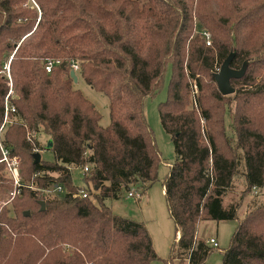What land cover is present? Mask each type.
<instances>
[{
  "label": "trees",
  "instance_id": "obj_1",
  "mask_svg": "<svg viewBox=\"0 0 264 264\" xmlns=\"http://www.w3.org/2000/svg\"><path fill=\"white\" fill-rule=\"evenodd\" d=\"M230 56L231 66L246 72L232 79L235 93L224 95L214 71ZM8 62L19 121L3 142L20 157L25 186L12 207L0 208V264L162 259L144 222L116 214L106 199L133 189L143 195L158 180L162 159L145 100L161 89L169 66L159 114L174 143L163 188L178 241L164 262L204 264L218 246L196 230L211 219L238 220L222 264H264V199L253 196L240 215L243 198L264 189V0H0V127ZM72 63L108 96V125L74 87ZM43 149L54 159L35 163ZM4 167L0 193L15 188ZM75 168L83 171L82 187L73 181ZM57 187L63 191L44 192Z\"/></svg>",
  "mask_w": 264,
  "mask_h": 264
},
{
  "label": "rangeland",
  "instance_id": "obj_2",
  "mask_svg": "<svg viewBox=\"0 0 264 264\" xmlns=\"http://www.w3.org/2000/svg\"><path fill=\"white\" fill-rule=\"evenodd\" d=\"M220 68L221 65L219 67L216 66L214 72H218ZM75 73L78 77V81L74 83V87L80 89L83 94L94 103L102 115L100 120L101 124L104 126L108 125L111 120L108 96L89 85L80 76L79 71H75ZM170 77L171 68L169 66L165 72V78L161 89L155 95L148 96L145 100V115L153 130L155 143L161 153L162 159L158 164V180L153 184H149L144 194L139 197H128L127 192L124 191L117 198L106 199V204L111 206L116 214L144 222L151 235L154 248L159 257L162 258L153 261L152 264H165L164 260L168 259L172 245L175 241H178L176 240V225L173 218L170 216L167 201L165 199V192L163 193V182L169 168L175 160L174 143L171 136L163 128L159 114L160 103L167 99ZM229 103L230 107L228 105V110L231 109V111L234 112L237 104L234 96L229 98ZM226 120L229 123L227 117ZM36 136L41 143L46 142L48 139L45 133H38ZM40 153L44 160L51 161L54 159V154L51 150L43 149ZM72 175L76 185L82 187L86 184L81 169H73ZM242 187V185L236 186L235 192L232 194L234 196L236 195V200L240 199L242 195ZM232 195H229L228 198ZM253 196H256V200L261 201L264 199V189H253L251 194H247L243 198L242 206L240 207V215L244 213L246 204ZM228 198H226V200H228ZM11 205H13V201L7 206L12 207ZM237 224L238 220L216 221L211 219L203 220L198 224L196 230L198 238L208 241L210 238L214 237L219 244L218 247H213L211 254L204 264H222L223 252L228 248ZM210 245L213 246L212 244ZM173 262L174 264H181L179 259H174Z\"/></svg>",
  "mask_w": 264,
  "mask_h": 264
},
{
  "label": "built area",
  "instance_id": "obj_3",
  "mask_svg": "<svg viewBox=\"0 0 264 264\" xmlns=\"http://www.w3.org/2000/svg\"><path fill=\"white\" fill-rule=\"evenodd\" d=\"M208 44H210V41H208ZM53 65H54V61L51 60L47 61L46 69L48 72L51 71ZM71 67L72 69H74V71H77L79 69V65L77 63H72ZM4 68L6 70L7 78L10 80V89L5 97L4 109H3V122L0 127V148L2 151V157L0 158V163H5V167L1 171V173L6 177V179L9 182H12L14 184L15 188L6 194L0 193V208H2V206H7L11 204L12 201L15 199V197L21 193V188L25 186L20 171V157L18 155L13 154L11 147L3 142L4 133L6 129L9 127V125H11L16 121H19V117L16 114L17 113L16 108L11 103V99H10L11 96H13L10 63H6ZM87 169L88 168L85 167L84 171H86ZM29 187L33 189L35 188L33 184H30ZM54 191L55 193L62 192L63 189L62 187H57L54 190H44V192L47 193H52ZM78 194L82 196L88 195V193L85 190H79ZM141 195L142 194L139 191L134 189L128 193V197H134V196L139 197ZM207 242L214 246L219 245L214 237L210 238Z\"/></svg>",
  "mask_w": 264,
  "mask_h": 264
},
{
  "label": "water",
  "instance_id": "obj_4",
  "mask_svg": "<svg viewBox=\"0 0 264 264\" xmlns=\"http://www.w3.org/2000/svg\"><path fill=\"white\" fill-rule=\"evenodd\" d=\"M231 61H232V56L225 59L221 65L220 70L214 74L218 88L221 91V93L224 95L235 93L236 89L232 85V79L241 78L246 72L245 65L241 67L240 69H236L231 66ZM70 75L73 78L74 82L78 81V77L74 69H71ZM51 146H52V141L49 140L48 147H51ZM33 156H34L35 163L41 162L42 157H41L40 151H36ZM41 205H42V209H44L45 201H41ZM25 214L28 215L29 211H26Z\"/></svg>",
  "mask_w": 264,
  "mask_h": 264
},
{
  "label": "crops",
  "instance_id": "obj_5",
  "mask_svg": "<svg viewBox=\"0 0 264 264\" xmlns=\"http://www.w3.org/2000/svg\"><path fill=\"white\" fill-rule=\"evenodd\" d=\"M164 189V188H163ZM165 192V189L163 190V193ZM180 236V233L178 234V237ZM176 240H178V238H176ZM172 264H174V262H172Z\"/></svg>",
  "mask_w": 264,
  "mask_h": 264
}]
</instances>
